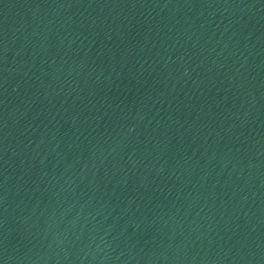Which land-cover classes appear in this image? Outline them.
Returning <instances> with one entry per match:
<instances>
[{
  "label": "water",
  "instance_id": "water-1",
  "mask_svg": "<svg viewBox=\"0 0 264 264\" xmlns=\"http://www.w3.org/2000/svg\"><path fill=\"white\" fill-rule=\"evenodd\" d=\"M0 264H264V0H0Z\"/></svg>",
  "mask_w": 264,
  "mask_h": 264
}]
</instances>
